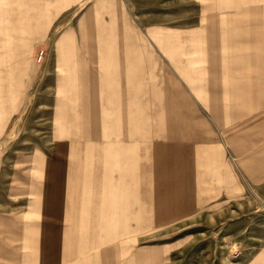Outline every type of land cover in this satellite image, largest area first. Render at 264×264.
<instances>
[{"label":"rangeland","instance_id":"obj_1","mask_svg":"<svg viewBox=\"0 0 264 264\" xmlns=\"http://www.w3.org/2000/svg\"><path fill=\"white\" fill-rule=\"evenodd\" d=\"M129 64L133 79L138 65L180 86L204 79L225 147L215 208L158 237L175 243L169 264H264V0H0L2 256L40 264L43 156L78 139L87 164Z\"/></svg>","mask_w":264,"mask_h":264},{"label":"crops","instance_id":"obj_2","mask_svg":"<svg viewBox=\"0 0 264 264\" xmlns=\"http://www.w3.org/2000/svg\"><path fill=\"white\" fill-rule=\"evenodd\" d=\"M134 66L127 65L120 94L110 93L121 97V106L112 111L118 115L108 136L90 140L87 164L78 139L63 159L43 156L40 264H169L175 243L158 237L215 206L225 147L220 124L199 101L209 97V85L194 77L180 83L187 95L179 107L177 80L140 65L142 76L133 79ZM50 229L57 248L50 249ZM0 258L15 264L14 255ZM21 258L20 264H33L27 250Z\"/></svg>","mask_w":264,"mask_h":264}]
</instances>
